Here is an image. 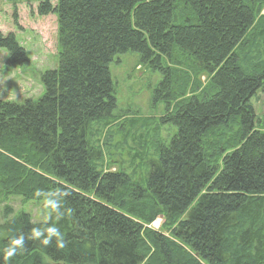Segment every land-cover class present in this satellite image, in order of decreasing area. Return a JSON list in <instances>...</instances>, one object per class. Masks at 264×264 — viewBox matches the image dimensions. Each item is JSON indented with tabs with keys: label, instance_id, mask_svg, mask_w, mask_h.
Listing matches in <instances>:
<instances>
[{
	"label": "trees",
	"instance_id": "trees-1",
	"mask_svg": "<svg viewBox=\"0 0 264 264\" xmlns=\"http://www.w3.org/2000/svg\"><path fill=\"white\" fill-rule=\"evenodd\" d=\"M7 1L55 15L60 53L42 98L0 99V192H70L64 217L49 219L66 246L27 239L44 221L22 214L0 223V249L26 237L7 264H264V122L252 102L264 88V0ZM0 49L9 65L29 63L13 33ZM127 53L160 73V123L177 130L153 155L135 153L130 174L101 168L100 139L117 108L110 65Z\"/></svg>",
	"mask_w": 264,
	"mask_h": 264
},
{
	"label": "rangeland",
	"instance_id": "rangeland-1",
	"mask_svg": "<svg viewBox=\"0 0 264 264\" xmlns=\"http://www.w3.org/2000/svg\"><path fill=\"white\" fill-rule=\"evenodd\" d=\"M38 4V1L11 3L0 0V33H13L29 59L24 66L9 65L7 52L0 49V99L3 101L19 104L27 99L38 101L44 95L42 75L48 70H55L58 65L57 17H40L37 14ZM180 69L187 72L184 63ZM110 73L117 108L115 118L109 122V127L100 138L103 144H107L101 168L107 172L125 171L130 174L135 153L139 152L138 155L142 157L153 155L152 142L168 144L177 130L160 123L167 114L168 105L161 95L160 99L156 97L162 80L159 72L142 64L137 54L127 53L115 57L110 65ZM198 79L201 85H208L209 77L206 74H201ZM195 86L192 81L190 87ZM191 92L187 91L183 99L190 98ZM252 102L257 117L264 122V88ZM174 104H171V109ZM131 122L137 123V126L130 129ZM148 122L151 126L145 127ZM2 191L5 192H0V223L22 214H27L33 222L49 220L53 215L50 209L44 207L42 198L28 200L21 191L15 192L12 187L3 188ZM161 223L151 228L159 230Z\"/></svg>",
	"mask_w": 264,
	"mask_h": 264
},
{
	"label": "clouds",
	"instance_id": "clouds-1",
	"mask_svg": "<svg viewBox=\"0 0 264 264\" xmlns=\"http://www.w3.org/2000/svg\"><path fill=\"white\" fill-rule=\"evenodd\" d=\"M70 192L64 189H55L51 191H44L37 189L34 196L42 198V203L45 208L50 209L55 213L56 220H60L65 215L63 208L64 198L68 197ZM68 212L71 209H67ZM27 239L38 241L43 246H49L55 240V245L58 249H63L66 246L64 234L56 223H50L46 218L41 226L32 227L27 236ZM26 237L24 234L10 237L7 244L0 249V255L3 256L4 261H10L18 252L24 250Z\"/></svg>",
	"mask_w": 264,
	"mask_h": 264
},
{
	"label": "built area",
	"instance_id": "built-area-1",
	"mask_svg": "<svg viewBox=\"0 0 264 264\" xmlns=\"http://www.w3.org/2000/svg\"><path fill=\"white\" fill-rule=\"evenodd\" d=\"M157 223H161V220H160V221H159V220L156 221V222L153 224V226H156Z\"/></svg>",
	"mask_w": 264,
	"mask_h": 264
}]
</instances>
